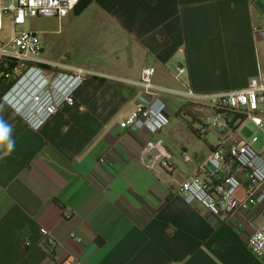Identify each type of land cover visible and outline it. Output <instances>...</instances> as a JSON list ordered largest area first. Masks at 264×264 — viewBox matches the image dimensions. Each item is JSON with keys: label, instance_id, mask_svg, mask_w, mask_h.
<instances>
[{"label": "crops", "instance_id": "1", "mask_svg": "<svg viewBox=\"0 0 264 264\" xmlns=\"http://www.w3.org/2000/svg\"><path fill=\"white\" fill-rule=\"evenodd\" d=\"M48 19L59 52L39 59L90 75L76 93L83 110L64 107L38 131L0 98L14 142L7 155L0 143V264H264L248 246L264 202L243 218L214 217L178 194L227 138L247 143L239 133L250 119L237 112L227 129L200 130L212 97L264 74V38L253 30H264V0H94ZM145 67L156 69L155 86L174 91L163 93L171 121L156 134L120 127L138 106ZM149 142L168 150L169 167L154 162ZM201 177L215 179L210 167Z\"/></svg>", "mask_w": 264, "mask_h": 264}, {"label": "built area", "instance_id": "2", "mask_svg": "<svg viewBox=\"0 0 264 264\" xmlns=\"http://www.w3.org/2000/svg\"><path fill=\"white\" fill-rule=\"evenodd\" d=\"M9 1L10 4L4 6L3 0H0V30L6 16L10 17L12 25L8 42L0 44V77H3L7 86L1 99L14 115L38 131L64 107L76 106L83 110L78 105L76 93L90 72L82 67L43 63L39 57L44 43L37 33L17 31L16 27L25 24L28 18L61 20L74 12L79 0ZM253 30L264 38V30L258 27ZM183 71V68L179 69L180 73ZM155 73L154 67H145L141 71L140 80L136 83L143 88V92L139 96L137 108L120 124L121 128L134 127L156 134L170 124L168 102L163 93L174 91L155 86ZM187 96L208 99L190 91ZM211 103L214 112L208 118L207 126L200 130L202 135L207 133L210 126L227 129L226 117L231 111L245 115L262 127L260 115H264V74L251 79L243 89L212 97ZM257 141L255 137L252 142ZM147 146L158 153L154 158L155 163L169 167L171 155L162 143L149 142ZM233 166H236V173L232 170ZM207 167L212 169L214 182L204 181L201 177ZM240 174L245 176L246 181L239 177ZM241 188L245 191L244 199L237 197ZM178 194L185 203L198 205L214 217L243 218L253 207L264 202V159L251 144L227 138L210 153L199 171L180 185ZM64 217L70 219L72 214L66 211ZM235 225L239 226L240 222ZM77 240L81 241V238ZM44 245L47 251L53 252L54 245L50 237L45 239ZM248 246L255 256L264 259V222L253 230L248 238Z\"/></svg>", "mask_w": 264, "mask_h": 264}, {"label": "rangeland", "instance_id": "3", "mask_svg": "<svg viewBox=\"0 0 264 264\" xmlns=\"http://www.w3.org/2000/svg\"><path fill=\"white\" fill-rule=\"evenodd\" d=\"M4 6L10 4L9 0H3ZM17 31H32L37 33L40 40L46 43L44 50L47 54L52 56H58L59 48L57 43L54 42V39L51 37V31L55 29V22L52 19L48 18H28L25 21V24L18 25L16 27ZM12 33V25L10 24V17L6 16L3 19V28L0 30V44L8 42ZM43 53V51H42ZM41 53V54H42ZM40 54V55H41ZM55 60H60L59 57ZM261 116V115H260ZM262 118V127H256L253 125V121L250 119L245 126L243 132L239 133V136L247 143L251 144L252 147L259 153L263 152L264 147V115ZM258 138L257 143H253L254 138Z\"/></svg>", "mask_w": 264, "mask_h": 264}, {"label": "trees", "instance_id": "4", "mask_svg": "<svg viewBox=\"0 0 264 264\" xmlns=\"http://www.w3.org/2000/svg\"><path fill=\"white\" fill-rule=\"evenodd\" d=\"M94 0H79V3L77 4V6L74 9V13L76 15H79L80 13H82ZM7 89L6 84L3 82V77H0V98L3 96V94L5 93ZM231 112H236V111H231ZM238 113V112H237ZM238 120H244L245 119V115L238 113L237 114Z\"/></svg>", "mask_w": 264, "mask_h": 264}, {"label": "clouds", "instance_id": "5", "mask_svg": "<svg viewBox=\"0 0 264 264\" xmlns=\"http://www.w3.org/2000/svg\"><path fill=\"white\" fill-rule=\"evenodd\" d=\"M11 131V126L0 119V143L7 141V152L5 155L10 154L14 147V142L9 139V134Z\"/></svg>", "mask_w": 264, "mask_h": 264}]
</instances>
